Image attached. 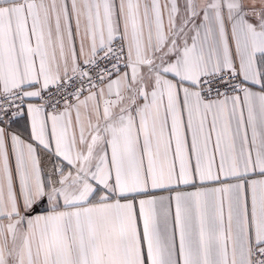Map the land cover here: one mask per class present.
<instances>
[{
    "label": "snow or ice",
    "instance_id": "6c2138e0",
    "mask_svg": "<svg viewBox=\"0 0 264 264\" xmlns=\"http://www.w3.org/2000/svg\"><path fill=\"white\" fill-rule=\"evenodd\" d=\"M0 264H264V0H0Z\"/></svg>",
    "mask_w": 264,
    "mask_h": 264
}]
</instances>
